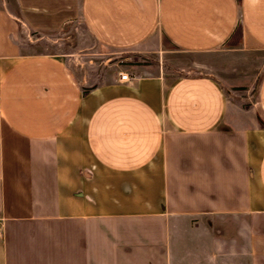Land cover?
<instances>
[{"label": "crops", "instance_id": "obj_1", "mask_svg": "<svg viewBox=\"0 0 264 264\" xmlns=\"http://www.w3.org/2000/svg\"><path fill=\"white\" fill-rule=\"evenodd\" d=\"M0 264H264V0H0Z\"/></svg>", "mask_w": 264, "mask_h": 264}, {"label": "rangeland", "instance_id": "obj_2", "mask_svg": "<svg viewBox=\"0 0 264 264\" xmlns=\"http://www.w3.org/2000/svg\"><path fill=\"white\" fill-rule=\"evenodd\" d=\"M26 38L29 39V40L31 38L34 39L33 35H31V33L28 34ZM74 40H75L74 37H72V35H71V37L69 39V42H67L68 45L69 44L70 45H74L73 44ZM166 45H167V43H166ZM28 49H29V51H31V50H34V51H45V50L46 51L47 50L48 51H52V45L50 44V42L45 40V41H39V42L34 43V44H30ZM91 60H92V58L88 59V58H85V57H83L82 59H78V66H80L82 64H84V65L89 64V66L93 65L94 67H98L99 59H93L92 62H91ZM164 60L165 59H164V57H161V54H153V55H148V58L147 57H141V56L129 57L128 61L130 63H133V64L134 63H142V62L143 63H149V62L156 61L158 64L162 63L163 66L165 67V69H169V67L166 66V64L164 63L165 62ZM79 68H83V66H80ZM76 77H77V74H76ZM82 90H84V89H82Z\"/></svg>", "mask_w": 264, "mask_h": 264}, {"label": "built area", "instance_id": "obj_3", "mask_svg": "<svg viewBox=\"0 0 264 264\" xmlns=\"http://www.w3.org/2000/svg\"><path fill=\"white\" fill-rule=\"evenodd\" d=\"M129 78L130 77H129L127 72H123V71L119 72V75H118V80L119 81H129L130 80Z\"/></svg>", "mask_w": 264, "mask_h": 264}]
</instances>
